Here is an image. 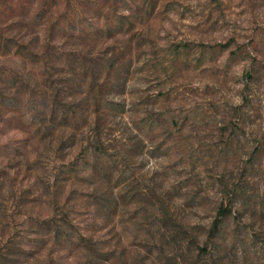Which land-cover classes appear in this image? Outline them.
Wrapping results in <instances>:
<instances>
[{"label": "rangeland", "instance_id": "1", "mask_svg": "<svg viewBox=\"0 0 264 264\" xmlns=\"http://www.w3.org/2000/svg\"><path fill=\"white\" fill-rule=\"evenodd\" d=\"M0 264H264V0H0Z\"/></svg>", "mask_w": 264, "mask_h": 264}]
</instances>
